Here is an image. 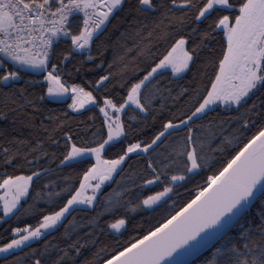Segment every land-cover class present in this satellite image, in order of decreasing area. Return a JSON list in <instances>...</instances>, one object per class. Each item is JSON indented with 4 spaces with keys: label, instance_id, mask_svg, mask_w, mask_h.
<instances>
[{
    "label": "snow or ice",
    "instance_id": "obj_1",
    "mask_svg": "<svg viewBox=\"0 0 264 264\" xmlns=\"http://www.w3.org/2000/svg\"><path fill=\"white\" fill-rule=\"evenodd\" d=\"M109 25L119 32L117 41L125 52L135 53L131 74L129 64H124L112 89L108 84L117 74L111 71L99 74L95 87L90 84L88 90L76 83L68 85L60 65L66 66L69 56L53 62L55 49L70 40V52L94 61L92 47L96 45L98 55H104L106 46L103 42L97 45V41ZM221 35L222 40H217ZM212 41L220 45L218 53L210 46ZM159 42L166 47L157 55L153 49ZM205 49L211 55L201 59ZM137 58H143V67ZM124 59L114 58L108 69ZM198 61L204 69L199 86L183 88L178 96L171 97H187L186 118L175 123L173 114L166 122L162 120L150 142L128 140L134 125L126 129L125 118L135 122L144 114L146 121L152 115L155 129L157 117L163 115V102L159 109H152L157 97L164 99L163 89L153 82L169 71L172 77L183 78L182 74L191 71ZM75 71L79 73L81 68ZM29 72L43 74L47 87L40 101L66 103L70 99L67 108L72 112L98 110V115L89 117L93 127L80 138L82 142L65 134L58 167L76 170L78 186L66 184L61 191L50 192L45 203L52 207L46 214L35 204L23 207L33 178L41 177L40 171L0 179V219H20L22 214L35 215L39 211L35 226L11 229V238L0 246L2 264H23L16 251L60 227L65 229L64 246L45 243L42 250L33 249V264H186L183 258L198 253L209 240L214 243L201 264H264V0H0V96L14 114L12 131L16 132L19 124L32 137L21 133L17 138L7 127L0 128V138L7 141L0 144V155L8 166L19 161L32 165L48 157L36 133L43 132L46 140L59 147L53 134L63 125L50 130L41 121L37 127L40 106L25 95L24 89L17 94L15 82ZM149 85H153L152 90L146 91ZM216 107L229 113L226 121L196 123ZM99 116L103 117L102 123L95 127ZM7 119L6 112L0 114V120ZM46 119L55 123L54 117ZM226 122L236 125L230 133L224 127ZM182 127L186 134L173 142V132ZM197 128L199 131H194ZM237 143L239 146L233 147ZM161 145L166 153L157 151ZM226 146L232 150L227 151ZM110 149H117L115 158L105 159ZM210 153H226V158L216 172L207 176L205 186L178 211L134 242L120 244L117 240L110 252L108 245L100 246L101 236L109 235V230L122 235L128 223L125 217L101 224L102 218L114 216L121 207L135 212L158 205L173 192V185L205 168ZM142 154L148 157L146 175H141L143 183L136 185L139 191L135 207L121 204V198L113 199V194L105 198L102 189L106 183L124 171L122 166L133 155ZM144 190L154 194L144 195ZM40 198V192L33 197ZM85 209L96 214L88 221L91 231L81 236L68 217Z\"/></svg>",
    "mask_w": 264,
    "mask_h": 264
},
{
    "label": "trees",
    "instance_id": "obj_2",
    "mask_svg": "<svg viewBox=\"0 0 264 264\" xmlns=\"http://www.w3.org/2000/svg\"><path fill=\"white\" fill-rule=\"evenodd\" d=\"M118 36L119 32L114 31L112 26L109 25L108 31L101 35L100 39L97 41V45L103 42V44L106 46L104 55L100 57L97 53L96 45H93L92 47L91 54L95 58L94 61H88L80 53L70 52V40L67 44L61 43L58 45V47L55 49L52 59L53 62H57L62 60L64 55L69 56L68 61L65 62L66 66L60 65V68L64 69L62 78L67 82V84L71 85L76 83L88 90L90 84L95 87V81L99 78V74H108L109 71H111L117 74L116 77L112 79V83L108 84V88L112 89L113 84L117 83L119 73L123 70L124 64H129L128 74L130 75L131 68L134 67L131 62L135 56V53L127 54L125 49L120 46V43H118ZM217 40H222V35L217 37ZM128 44L131 46V41H129ZM210 46L213 47L217 53L220 51V45L216 41H212ZM165 47L166 45L163 42H159L158 47L154 48L153 51L159 55L160 52L164 51ZM206 55L211 54L207 53V50L205 49V51L201 53V59H203ZM119 56H125V59L123 61L117 60L114 67L109 70L108 64L111 63L114 58ZM82 60L84 61L83 65L80 64V61ZM137 63L140 67H143V58H137ZM96 65H102V67L98 68ZM76 67L81 68L79 73L75 71ZM203 71L204 69L201 67L200 61H198L197 64L191 66V71L182 74L183 78L172 77L171 73L169 72L165 77H159L157 81H154L153 84L158 83L159 87L163 89L164 99L162 101L159 97H157V99L153 102L152 109H159L161 103L163 102L165 105L163 115L157 117L155 129L152 127V115H148L146 121L143 119L144 114H140L135 122L125 118L126 129L128 128L129 124L134 125L133 128L129 129L128 140L136 142V140L139 139L140 141L150 142L154 131L160 128L162 120L166 122V119L172 118L173 114L176 117V119L173 121L175 123H179L180 119L186 118L184 114L188 112L189 107L187 103V97H181L176 100H173L171 97L178 96L183 88L191 89L193 87L199 86ZM207 71L211 72V67H208ZM69 72L72 73L71 76L69 75ZM194 75L195 80L193 79ZM206 79L207 77L205 76L204 80ZM28 81H39V83L29 84L27 83ZM46 87L47 85L43 80V74L27 73L24 74L21 80L15 82L17 94L20 89H24L25 95H28L29 98L35 100L41 108V112L37 114V119L35 120L37 127H39L41 121H43V123L46 124L50 130L55 128L58 124L63 125L62 128L53 134V139L57 141L59 147H57V144H53L51 140H46L44 138L46 134L39 132L36 133V136L38 139L43 140L44 146L49 153L48 157L41 159L32 165L25 164L23 161H19L12 166H8L2 163L3 157L0 155V179L6 175H31L33 171L41 172V177L39 180L36 178L33 179V184L30 186V195L25 197L26 203H23V207L28 208L30 205L35 204L36 209L44 211L45 214L47 213V209L52 207L50 203H45V201L49 199L50 192H59L66 184L75 183L76 186H78L76 170L58 167L59 161L62 159L61 149L63 148L65 134L71 135L78 143L82 142L80 138L85 136L87 129L93 127V121H90L89 117L98 115V110L74 113L67 108L69 101L66 103H53L48 99L40 101L39 97L46 93ZM152 87L153 85H149V89L146 91L152 90ZM3 91L8 92L9 89L4 88ZM117 91H119L118 87ZM169 92L171 95H169ZM5 112L8 115V119L0 120V128L7 127L11 135L16 136L17 138H21L22 133L23 136H27L29 139H32L31 136H28L29 130L23 129L19 124L16 125L17 131H12V120L14 114L4 106V98L3 96H0V114ZM29 113L31 114V109H29ZM48 116L54 117L55 123H53L52 120L46 119ZM228 116L229 113L224 111L223 108L216 107L214 111L209 112L207 116L197 120L196 123L198 125H207L213 121L218 123L220 121H226ZM102 119V116H99L98 119H96L94 122L95 127H99L101 125ZM235 126L236 125L229 122H226L224 125L228 133H230L232 131V127ZM194 131L198 132L199 129H194ZM185 134L186 132L182 127L181 130L173 132L171 140L173 142H178ZM6 143V140L0 138V144ZM167 143L168 141H165V144ZM238 146L239 145L237 143L233 147ZM226 149L227 151L232 150L228 146H226ZM116 151L117 149H110L104 154V158H115L114 153ZM157 151L166 153V149L163 145H161ZM152 155L155 159V153ZM209 155L211 159L209 160L208 165L201 169L198 173L189 174L190 178L186 179L181 184L173 186V192H171V194L169 193L168 200L155 209L146 210L145 208L141 207L140 209H137V211L131 212L121 207L116 210L114 216L102 218L100 221L101 224H103L107 219L114 221L115 219L125 217L128 219V223L126 228L121 230L123 233L122 235L120 233H114L113 230H109V235L101 236L100 246L108 245V250L110 252L112 248L117 246V240L120 244L134 242L135 239L141 238L142 234L146 233L149 229H152L154 226L158 225V223L162 222L164 219L170 217V215L178 211L184 204H186L191 198L195 196V193L199 190V188L205 186L207 176L216 172L221 167L226 158V153H210ZM29 159H33V157H29ZM147 159L148 157L144 154L141 156L133 155L132 158L122 166L124 171L119 175H114V180L102 190V195L107 198L109 194H113V196L115 195L121 198V204L127 203L128 208L135 207L138 202L136 193L139 191L136 185L143 183V181L140 179V176L146 175L144 169L146 168ZM45 168L50 169V171L45 172ZM133 181H135V183H133ZM44 185H49V187L45 188ZM129 188H131L132 191H128ZM159 190H162V188ZM37 192L41 193V198L39 200H34L33 197L36 196ZM150 194H154V192L144 190V195ZM52 199L55 200L56 197L53 196ZM95 214L96 213L92 209H85L84 211L74 212L68 217V221H73L77 227V230L80 232L81 236H83L85 231H91L88 221ZM37 215H39V211H37L35 215L22 214L20 219H16L15 216H11L9 219L1 221L0 246H2L11 238V229L13 227L23 228L29 225L35 226L37 224ZM0 217H2L1 214ZM65 223H67V221H65ZM64 231L65 229L63 227H60L58 231L53 230L51 234H46L45 237L41 238L39 241L30 244V247H25L23 250L16 252V255L22 259L23 264H33L32 259L30 258L32 250H42L45 243L60 244L61 246H64V242L62 240V234ZM101 255H103V253ZM209 255L210 253L207 251L191 264H201L205 257ZM11 259H13V257H9V260ZM2 261L3 258H0V264H2Z\"/></svg>",
    "mask_w": 264,
    "mask_h": 264
},
{
    "label": "water",
    "instance_id": "obj_3",
    "mask_svg": "<svg viewBox=\"0 0 264 264\" xmlns=\"http://www.w3.org/2000/svg\"><path fill=\"white\" fill-rule=\"evenodd\" d=\"M169 196L168 197H165L164 198V201L160 202L158 205H155L153 206V208L151 209H146V210H153L155 209L156 207H158L159 205L163 204L164 202H166L168 200ZM214 243V240H209L208 244L205 245L204 248H202L198 253L196 254H193V255H188L186 257H184V261L186 262V264H191L193 263L195 260H197L200 256H202L204 253H206L208 251V248L211 246V244Z\"/></svg>",
    "mask_w": 264,
    "mask_h": 264
},
{
    "label": "rangeland",
    "instance_id": "obj_4",
    "mask_svg": "<svg viewBox=\"0 0 264 264\" xmlns=\"http://www.w3.org/2000/svg\"><path fill=\"white\" fill-rule=\"evenodd\" d=\"M170 72V71H169ZM29 73H32V72H29ZM32 74H42V73H32ZM49 101H51V100H49ZM51 102H53V101H51ZM53 103H57V102H53ZM93 163L95 162L94 160L92 161ZM194 174V173H193ZM35 178V177H34ZM33 178V179H34ZM183 181H181V182H178L176 185H179V184H181ZM111 183V181H109V182H107L106 183V185L104 186V188L107 186V185H109ZM176 185H173V186H176ZM103 188V189H104ZM102 189V190H103ZM3 194V192H2V190H0V195H2ZM171 194V193H170ZM118 196H113V199H116ZM25 199V198H24ZM0 214L2 215V217H3V212H2V209H0ZM10 217H4L3 219H0V223H1V221H3V220H6V219H9ZM46 235V234H45ZM43 238V237H42ZM34 242H36V241H30L29 242V244H32V243H34ZM20 250H17L16 252H19ZM0 258H3V256L2 255H0Z\"/></svg>",
    "mask_w": 264,
    "mask_h": 264
},
{
    "label": "crops",
    "instance_id": "obj_5",
    "mask_svg": "<svg viewBox=\"0 0 264 264\" xmlns=\"http://www.w3.org/2000/svg\"><path fill=\"white\" fill-rule=\"evenodd\" d=\"M68 101H69V103H71V100H70V99H69ZM102 118H103V117H102Z\"/></svg>",
    "mask_w": 264,
    "mask_h": 264
}]
</instances>
